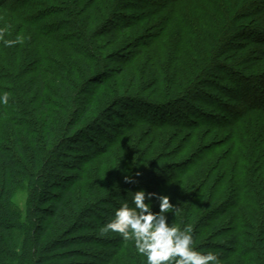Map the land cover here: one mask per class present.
I'll list each match as a JSON object with an SVG mask.
<instances>
[{"label":"trees","instance_id":"obj_1","mask_svg":"<svg viewBox=\"0 0 264 264\" xmlns=\"http://www.w3.org/2000/svg\"><path fill=\"white\" fill-rule=\"evenodd\" d=\"M127 1L0 0V264H145L100 232L141 188L169 194L170 224L218 264H264V91L226 63H244L248 36L264 70V0H150L145 19ZM153 11L156 31L120 40ZM214 70L238 75L241 105L189 118L179 107Z\"/></svg>","mask_w":264,"mask_h":264},{"label":"clouds","instance_id":"obj_2","mask_svg":"<svg viewBox=\"0 0 264 264\" xmlns=\"http://www.w3.org/2000/svg\"><path fill=\"white\" fill-rule=\"evenodd\" d=\"M8 100V93L0 95V104L7 105ZM125 182L135 181L126 176ZM129 190L130 203H120L100 229L102 235L117 233L125 242H134L137 253L145 257V264H218L215 253L198 249L191 224H170L169 217L176 214V206L169 194L145 188ZM157 201L158 210H154Z\"/></svg>","mask_w":264,"mask_h":264},{"label":"rangeland","instance_id":"obj_3","mask_svg":"<svg viewBox=\"0 0 264 264\" xmlns=\"http://www.w3.org/2000/svg\"><path fill=\"white\" fill-rule=\"evenodd\" d=\"M165 0H155L156 2H162ZM154 2V1H153ZM150 0H129L125 3V10L122 11H126V13L128 14H133L136 16H145V12L143 10H145V8H147V6L149 5ZM135 7V8H133ZM130 8V10L127 11V9ZM154 9H156L154 7ZM152 10V9H151ZM142 14V15H141ZM149 16L151 17H147L146 16V20L145 17H143L144 19L139 20V22H135L132 23L133 25L130 26V29L128 31H122L120 33L121 35V41H123L122 36H124L125 40L130 39V37L132 35H136L140 36L141 38H143L144 36L141 34H147L149 31L145 30L146 27H149V30H155L156 28H158L155 23L158 22L159 17H157V13L155 11H153L152 13H148ZM158 18V19H157ZM257 21H261V19H257L254 18ZM263 21V20H262ZM117 24V23H116ZM253 26H259L260 23L257 22H252L251 23ZM250 24V25H251ZM251 25V26H252ZM155 28V29H154ZM114 30V29H113ZM140 30V31H139ZM144 32V33H143ZM244 38V39H243ZM243 38H239L237 39V42H243L245 45H248V47L250 46L251 48H248L246 51L243 52V54H245L247 56V59L244 61V63H238V61H234V60H227L226 63L228 65H231V69L233 68L235 71H237L240 74V78H243V80H245L244 78H248L247 80L243 81L244 84L247 85H252L254 87V89H258L261 92L264 91V86L262 81L264 80V70H255V69H249L250 66H253L252 63L254 64L253 61H251L253 54V47L257 46L255 45V43H252V40H250V37L246 36ZM124 40V41H125ZM151 40V39H150ZM131 41V40H130ZM118 46V45H116ZM129 46V45H128ZM259 46V45H258ZM110 48V47H109ZM115 48V47H113ZM120 48V49H119ZM117 49L121 50L123 54H128L129 52H133L130 47H119ZM109 50H113V49H109ZM137 51V49H136ZM235 52V50H233ZM139 52V51H138ZM230 53H233L232 51ZM145 56L142 55L141 59H143ZM249 59V60H248ZM122 60V59H121ZM121 60H119L120 62H115L114 58L111 59L110 64H111V68H119L120 64H121ZM237 63V64H236ZM242 64V65H240ZM122 66V65H121ZM231 71L229 70H214L209 77V82L208 84L202 85V91H203V95L200 97H196L195 95H189V97L187 98V104H189L192 107H185L183 105H181L179 108H181L182 113L186 114L187 116H189V118H196L195 114L198 113V111L200 112H209L212 114H221L224 115L225 117H229L230 115L228 114V112L226 113L224 111V107H237L239 105H241V100L240 97H242V95H240L241 91L239 90L240 87L239 85L237 86V84L231 80H234L232 78H237L235 76L234 73H230ZM237 74V73H236ZM262 76L261 79L259 81L254 80L255 78H259V76ZM246 82V83H245ZM234 91V95L236 96L235 98H238L237 100H235L233 97H231L230 95V90ZM232 91V92H233ZM207 96V97H206ZM218 101L223 102V105H225L224 107L222 106V103L218 106ZM211 102V103H210ZM215 102V103H214ZM194 107V112H192L191 108ZM124 111V110H122ZM121 109H118V112H122ZM122 114H124L127 117L131 118V114L128 111H124V113L122 112ZM109 120L112 121V123H120V121L115 117V116H109L108 118ZM212 140L209 139V141ZM217 140V139H216ZM77 152V151H76ZM67 165L69 164V166L75 165V157L71 156V157H67L64 158ZM77 165V164H76ZM14 201L16 202V205L22 210L23 214H26V207H27V192L25 190L20 191L16 196Z\"/></svg>","mask_w":264,"mask_h":264}]
</instances>
